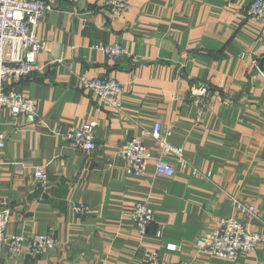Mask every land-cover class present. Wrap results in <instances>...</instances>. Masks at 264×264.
<instances>
[{
	"label": "crops",
	"instance_id": "crops-1",
	"mask_svg": "<svg viewBox=\"0 0 264 264\" xmlns=\"http://www.w3.org/2000/svg\"><path fill=\"white\" fill-rule=\"evenodd\" d=\"M47 1L37 35L48 49L39 70L14 86L37 114L0 116V207L9 232H53L59 244L40 255L4 253L0 264H149L148 250L173 262L264 264V241L237 262L197 245L222 218L264 235V41L249 13L253 0H130L124 14L103 0ZM115 43L125 56L99 49ZM83 75L122 83V110L96 101L81 87ZM201 87L208 93L199 115L193 93ZM90 119L98 121L94 151L57 134ZM156 122L191 167L158 176L151 158L143 173H126L123 146ZM145 145L157 154L152 137ZM34 165L46 166L47 185ZM234 199L256 206V217L239 213ZM137 201L155 210L144 235L131 216ZM80 204L91 213H76Z\"/></svg>",
	"mask_w": 264,
	"mask_h": 264
},
{
	"label": "built area",
	"instance_id": "built-area-1",
	"mask_svg": "<svg viewBox=\"0 0 264 264\" xmlns=\"http://www.w3.org/2000/svg\"><path fill=\"white\" fill-rule=\"evenodd\" d=\"M71 1V0H69ZM104 5L112 12L124 14L131 9L130 0H103ZM52 5L47 0H0V116L7 111L13 117L21 114L35 116L36 103L16 89L14 86L24 80L31 72L39 70L38 56L48 49L47 41L37 35L40 21L51 10ZM249 13L260 24L259 40L264 41V0H253ZM108 57L120 58L127 50L120 43L99 46ZM243 56H245L243 54ZM258 64L257 61H255ZM81 87L90 92L100 104H104L117 112L123 108L125 87L117 79L110 76L80 77ZM208 87H201L194 91L195 98L202 104L199 115L203 113ZM97 119H90L81 125H72L62 134L72 147L84 151H94L95 128ZM150 136L154 140V149L145 145V139ZM6 146L5 133L0 130V153ZM125 159V171L128 174L143 173L151 158H155L156 175L172 177L177 167L188 169L191 167L182 148L172 144L162 132L159 122L151 129L142 128L122 148ZM175 161L173 163L172 161ZM34 177L47 185L49 177L45 165L32 167ZM194 175L196 169L191 168ZM239 213L256 217L257 208L234 199ZM78 214H89L92 209L87 205H74ZM131 216L141 234H145L153 222L155 210L146 201H137L131 211ZM8 211L0 207V257L7 253L16 256L28 250L34 255L47 253L55 249L59 242L53 232H33L29 235L8 231ZM161 235V230L157 236ZM264 241L262 232L254 230L251 225L238 218H222L217 225L204 232L197 240L198 247L210 257L237 262L243 255L252 253ZM176 248V245H169ZM149 264H190L183 260L173 262L166 259L159 250L146 251Z\"/></svg>",
	"mask_w": 264,
	"mask_h": 264
}]
</instances>
